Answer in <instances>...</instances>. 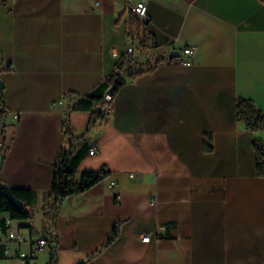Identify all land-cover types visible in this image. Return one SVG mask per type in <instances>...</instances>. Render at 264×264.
Masks as SVG:
<instances>
[{
    "label": "crops",
    "instance_id": "0c3cea01",
    "mask_svg": "<svg viewBox=\"0 0 264 264\" xmlns=\"http://www.w3.org/2000/svg\"><path fill=\"white\" fill-rule=\"evenodd\" d=\"M136 1L0 0V191H36L27 235H55L40 264L53 249L57 264H264V176L236 113L239 97L264 111L263 0H146L152 20L142 27L153 38L139 41L78 165L111 173L65 198L48 229L53 162L67 145L62 121L85 131L91 112L72 107L128 56ZM187 45L196 47L190 65L178 59ZM14 251L5 264H20Z\"/></svg>",
    "mask_w": 264,
    "mask_h": 264
},
{
    "label": "trees",
    "instance_id": "16d2710c",
    "mask_svg": "<svg viewBox=\"0 0 264 264\" xmlns=\"http://www.w3.org/2000/svg\"><path fill=\"white\" fill-rule=\"evenodd\" d=\"M131 22L133 27L131 29V34L133 38L140 37L141 32L145 30V27H142L144 22L133 12L131 15ZM141 43L144 45V42ZM135 62L134 56L130 57L128 55L121 59L117 62L116 68L111 75L106 77L90 93L78 98L72 108L91 112L88 125L82 134L77 135L74 132L68 116L63 119L62 128L67 140V145L61 149L57 155V159L53 162V181L48 190V202L45 205V215L49 221L48 229H51L52 226L55 225L56 217L65 198L74 194L86 192L110 175L111 170L107 164H102L101 167L96 170L84 171H79L78 165L88 151V143L85 141L86 135L105 120L106 107L108 105H113V100H106V94L110 88H113L112 96L114 97L120 86L126 82V78L123 77L122 74L132 67ZM139 73H141V71L136 73L132 72L129 74V78H134ZM6 113L7 107L5 101L0 99V137L2 143L0 156L6 140ZM236 113L238 119L253 133L252 143L256 153V171L258 175L264 176V138L257 135V132L264 129V111L252 98L239 97L236 101ZM211 140L212 134L206 133L204 135L205 150L212 149L213 145ZM11 188L14 194L23 201V206L20 208L12 206L1 188L0 211H4L2 208L7 205L8 210L5 212L9 214L12 219H31L33 217L32 209L36 201V191L25 187ZM49 232L47 237L51 242V240H54L55 235L51 231ZM118 234L119 229L116 225L104 246L115 240ZM51 253L50 264H57L55 250L53 249Z\"/></svg>",
    "mask_w": 264,
    "mask_h": 264
},
{
    "label": "built area",
    "instance_id": "2783aa9c",
    "mask_svg": "<svg viewBox=\"0 0 264 264\" xmlns=\"http://www.w3.org/2000/svg\"><path fill=\"white\" fill-rule=\"evenodd\" d=\"M132 12L137 15V17L143 21L144 25L146 26L152 20L146 0H137L133 4ZM152 38V32L146 28L145 31L141 32L137 41L145 42ZM136 50L137 48L135 47L134 43H132L128 47L127 54L130 57H133ZM195 51L196 47L194 45H187L183 49L182 56L178 59L182 63L190 65L192 63L191 57ZM105 98L107 101L113 100V96L109 93L106 94ZM111 111L112 106L108 105L105 109L106 114L110 113ZM95 151V148L90 149V153H94ZM131 175L134 176L135 174ZM115 184V181L111 182V185ZM2 210H8V206L5 205ZM142 240L149 241L150 234L146 233L143 235ZM49 245L50 241L47 236H41L36 239H32V237L22 232L21 227L14 223V219H12L9 214L0 216V257L7 258L11 255L15 248V257L19 260L20 264H40L38 262V256L45 252Z\"/></svg>",
    "mask_w": 264,
    "mask_h": 264
},
{
    "label": "water",
    "instance_id": "95a60500",
    "mask_svg": "<svg viewBox=\"0 0 264 264\" xmlns=\"http://www.w3.org/2000/svg\"><path fill=\"white\" fill-rule=\"evenodd\" d=\"M180 53L179 51L177 50H172L170 53H169V57L170 58H174L176 56H179ZM4 86V84L1 82L0 80V88H2ZM109 94H113V88H110L109 91H108ZM2 190L4 191V193L6 194L10 204L16 208H20L23 206V201L21 199H19L15 194L14 192L12 191V188L7 185V184H4L1 186ZM23 226V225H22Z\"/></svg>",
    "mask_w": 264,
    "mask_h": 264
},
{
    "label": "rangeland",
    "instance_id": "374dc122",
    "mask_svg": "<svg viewBox=\"0 0 264 264\" xmlns=\"http://www.w3.org/2000/svg\"><path fill=\"white\" fill-rule=\"evenodd\" d=\"M133 43H134V45H135V47L136 48H138V47H140V44H139V42L137 41V39H135L134 41H133ZM1 138V137H0ZM14 223L16 224V225H24L23 227H22V229H23V231L25 232V234H28L30 231H29V228H28V222L27 221H25V220H19V219H14ZM6 260H8V258H5V257H0V264H5L6 263Z\"/></svg>",
    "mask_w": 264,
    "mask_h": 264
}]
</instances>
